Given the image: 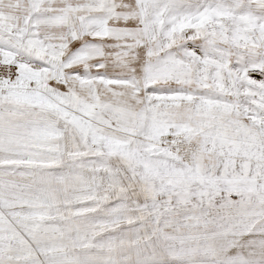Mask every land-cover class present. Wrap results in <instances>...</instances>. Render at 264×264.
<instances>
[{
	"label": "clouds",
	"instance_id": "obj_1",
	"mask_svg": "<svg viewBox=\"0 0 264 264\" xmlns=\"http://www.w3.org/2000/svg\"><path fill=\"white\" fill-rule=\"evenodd\" d=\"M0 264H264V0H0Z\"/></svg>",
	"mask_w": 264,
	"mask_h": 264
}]
</instances>
